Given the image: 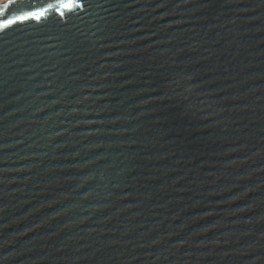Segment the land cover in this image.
Returning a JSON list of instances; mask_svg holds the SVG:
<instances>
[{"label":"water","instance_id":"1","mask_svg":"<svg viewBox=\"0 0 264 264\" xmlns=\"http://www.w3.org/2000/svg\"><path fill=\"white\" fill-rule=\"evenodd\" d=\"M35 9L0 28V264H264V0L0 20Z\"/></svg>","mask_w":264,"mask_h":264},{"label":"snow or ice","instance_id":"2","mask_svg":"<svg viewBox=\"0 0 264 264\" xmlns=\"http://www.w3.org/2000/svg\"><path fill=\"white\" fill-rule=\"evenodd\" d=\"M11 3L12 0H8V4H5L4 6H0V13H3ZM59 3L63 8L71 10L73 7L79 6L80 0H59ZM57 11H59V9H57ZM41 12H43L42 9H35L33 11L21 12L18 15L10 16L7 19L0 20V28L12 24L15 20H23L29 17H35L36 19H39L40 17L39 15H37V13H41Z\"/></svg>","mask_w":264,"mask_h":264},{"label":"built area","instance_id":"3","mask_svg":"<svg viewBox=\"0 0 264 264\" xmlns=\"http://www.w3.org/2000/svg\"><path fill=\"white\" fill-rule=\"evenodd\" d=\"M2 1H5V0H0V2H2Z\"/></svg>","mask_w":264,"mask_h":264}]
</instances>
